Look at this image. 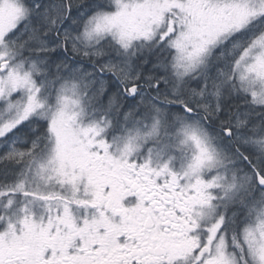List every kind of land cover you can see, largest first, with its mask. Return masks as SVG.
<instances>
[{
  "label": "snow or ice",
  "instance_id": "snow-or-ice-1",
  "mask_svg": "<svg viewBox=\"0 0 264 264\" xmlns=\"http://www.w3.org/2000/svg\"><path fill=\"white\" fill-rule=\"evenodd\" d=\"M0 264H264V0H0Z\"/></svg>",
  "mask_w": 264,
  "mask_h": 264
}]
</instances>
